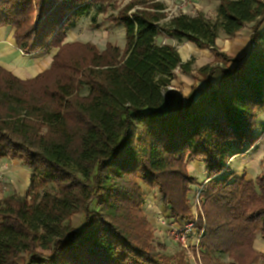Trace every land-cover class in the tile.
I'll return each instance as SVG.
<instances>
[{"label": "trees", "instance_id": "16d2710c", "mask_svg": "<svg viewBox=\"0 0 264 264\" xmlns=\"http://www.w3.org/2000/svg\"><path fill=\"white\" fill-rule=\"evenodd\" d=\"M106 1L0 0V28L14 29L22 55L57 50L32 79L0 65V158L22 160L33 172L25 196L0 200V264H190L162 253L167 247L155 239L144 206L145 187L156 189L171 223L193 220L201 186L188 168L194 160L208 175L195 257L202 264H264L254 248L264 239V173L247 181L228 165L259 140L264 0H219L215 19L168 18L154 0L121 8L114 2L119 12L108 20L124 25L123 50L66 42L94 6L97 15L107 13ZM247 25L245 56L218 49L219 32L232 38ZM161 33L213 51L217 60L198 71L204 89L184 95L173 87L177 69L190 75L193 62L159 44ZM51 75L52 91L36 97L33 84ZM80 213L83 229L70 222Z\"/></svg>", "mask_w": 264, "mask_h": 264}, {"label": "rangeland", "instance_id": "374dc122", "mask_svg": "<svg viewBox=\"0 0 264 264\" xmlns=\"http://www.w3.org/2000/svg\"><path fill=\"white\" fill-rule=\"evenodd\" d=\"M129 1L125 2L124 0H107L105 2V4L108 6L107 7L108 11H107V13H105L103 15H101V14L97 15L96 11H95L96 7L94 6L90 10L88 15L81 18L74 25V28L71 29L67 33L68 35L66 37V42L73 43L75 41H80L83 43H89V42L94 43V44L97 43L98 45H96V44L95 45L101 51L106 47V45L108 43H111L117 47L118 46L121 47L122 49L121 48L120 49L123 50V48L126 45L125 27L121 23L113 24L108 19L112 16H117V14L119 12L118 8L117 9L113 8L112 4L114 2L118 3L117 4L118 7L121 8L125 4H127ZM155 2H157V1H155ZM182 13L183 12H179L178 14H182ZM94 17L96 18L95 20H93ZM219 50H221V49L219 48ZM50 51L52 52V54L53 53L55 54L57 50L52 49ZM228 56L232 57V55H229V54H228ZM232 58H234V57H232ZM216 60L217 59H216L214 53H213L212 57L203 55L202 58H199L198 62H197V59L194 58L193 59L194 64H193L192 72L190 75H186V74L182 73L180 71V69H177V71L175 72V81L173 83V87L178 88V90H181V92L184 95H188V93L191 92L192 88H198L197 87L198 84L202 83V81H203V79H201V77L198 73L201 66L202 65L205 66L206 64H208V65L212 64ZM220 72L221 71L216 70L214 74L217 73L219 75ZM56 77H57V75H51V76H47V79H44L40 82L36 81L35 84H33L34 85L33 91H34V93L36 91V93H35L36 97L42 98L44 96L43 95L44 92L52 91V86H53L52 83L55 81ZM203 83H204V81H203ZM257 120H258V118H257ZM257 128H258V123H257ZM257 136H259V140L253 146H251L250 149L245 148V152L237 154V156H234L233 158H231L232 160L233 159L237 160L235 162V166L239 167L237 169V171H240L242 167H246L247 165H249V166L253 165L254 168H252L251 172L254 170H256V172H260L261 163L263 165V170H264V156H263L264 155V122L262 125V131ZM258 150H259V153H258L259 156H261V154H262V157L259 159V161H261V163L251 165V161L247 158L250 157V154H252V152H256ZM236 157H237V159H236ZM230 163H231V160L228 162V165L231 168V172L234 173V178L243 177L244 179H246V177H245L246 175L244 173L245 169L243 170V174H241L242 172H236L235 171L236 169H234L233 165L231 164L232 165L231 166ZM188 166H189L188 168L191 169V170H189L190 172L199 171L200 173H202L204 170V169H202V164L196 160L189 163ZM192 169H194V170H192ZM262 173H264V171L263 172L261 171L260 174L257 173V177L260 176ZM191 174L193 175V173H191ZM197 180L201 181V183H199V184H201V186L199 185L198 187H196L197 189L194 192L196 195V197H195L196 200L194 199V201H192V210H193L194 218H193V220L183 221L182 223L194 222L196 224V228L193 229V232H194L193 237L196 241L199 240L198 241L199 242L198 246H199L200 242H201V236L203 235V234L201 235V233H202V231H203V233L205 231L206 221H205L204 210L202 209V206H200L201 199H200V197H197V192H199L201 190V187H203V183H205L203 181L204 175L203 174L200 175L197 178ZM247 181H249V180H247ZM51 188H52V186H51ZM26 194H24L23 196H25ZM145 197H146V199H145L146 203L144 206V211H146V213L148 214V218L150 220V223L152 225V230L154 232V237L159 243H161L167 247V252H162V253L166 254V255H168V254L173 255L175 257H177V256L181 257V258L183 257L185 259V261H187V262H188V260H190V264H202V262L200 261V258H198V256L195 257V253H193L194 250L196 249L197 245L193 246V244H192V246H193V248H192V246H190L188 244V241L185 244L184 243L180 244V242L178 243L174 239L175 235L173 234V229H174V227L176 228L177 226H175L171 223L172 219H169L168 217L166 218L168 212H166L162 206V197L159 195L158 191L156 189L150 190V189L145 187ZM200 216L203 220L204 230L202 227H200L201 225L199 224L200 223V219H199ZM70 222H71L73 227H75L77 229H83L84 225H85L84 214L80 213L78 215H75L74 217L71 218ZM176 225L180 226L179 224H176ZM199 234H200V236H199ZM194 239H191L189 242L193 243ZM187 245H188V247H187ZM192 250H193V252H192ZM218 258H219V256H218ZM191 259L193 260V262ZM219 259L221 261H226L227 257L225 259V258H222V256H221V258H219Z\"/></svg>", "mask_w": 264, "mask_h": 264}, {"label": "crops", "instance_id": "0c3cea01", "mask_svg": "<svg viewBox=\"0 0 264 264\" xmlns=\"http://www.w3.org/2000/svg\"><path fill=\"white\" fill-rule=\"evenodd\" d=\"M124 1L127 2L129 0H124ZM154 1L164 3V5L167 6V7L165 6V8L167 9H171L173 6H175V4L180 5L186 2L185 6L183 7L184 12L182 14L188 16L190 15L193 17L202 14L210 19H215L217 17L220 8L219 0H154ZM251 27L252 25H247V27L243 28L232 38L224 35L222 31L219 32L218 35L219 37L216 41V45L218 49L220 48L222 51L226 52L227 54L232 55V57L241 58L245 56L250 50L249 48L251 46V39H250ZM13 35H14L13 28L11 27L0 28V65L3 68H6L7 70L11 71L17 78L19 77L20 79L23 80L32 79L38 74L45 72L52 63L54 53L52 54V52L49 51L42 54H32V56L22 55L20 49L16 46V42H14ZM157 38L159 44L161 43L170 44L173 47L177 48L178 51H180L183 62H189L192 60L194 64L193 61L194 58H196L198 62L199 58H202L203 55L209 57L213 56V51L207 47L198 48L196 45H194L191 42L189 43L185 40L173 38L165 33H161V35H159ZM95 44L98 45L97 43ZM219 77L220 74L219 75L217 73L214 74L213 77L214 83L218 82ZM205 86L206 84L203 83L202 81V83L198 84L197 87L199 89H204ZM263 120H264V112H261L258 115V120H257L258 128L256 129V135H259L262 131V125L264 122ZM258 153L259 150L256 152H252V154H250V157L247 158L251 161V165L261 163L259 159L262 157V154L261 156H259ZM230 160H231L230 165L231 164L233 165L234 169H236L235 170L236 172H242L241 174H243V170L245 169L244 170L245 171L244 173L246 175L245 177L249 181L254 180V178L257 177V173L260 174L261 171L262 172L264 171L262 163L260 166V172H256V170L251 172L252 168H254L253 165L252 166L247 165L246 167H242L240 171H237V169L239 168L235 166V162L237 160L235 159L233 160L230 159ZM4 166L7 167L6 172H7V179L9 181V188L7 189L6 192L0 191V200L14 194L22 197L30 189V183L33 177V172L28 168V166L24 164L22 160L20 161L19 159H15L11 157L0 158V168ZM202 169H204L202 173H200L199 171L197 172L194 171L191 173H193V176H195L196 178H198L200 175L203 174L204 175L203 181L207 182L208 176L205 172V166L202 165ZM199 183H201V181H199ZM254 248L257 251L264 253V239L258 237L254 242Z\"/></svg>", "mask_w": 264, "mask_h": 264}, {"label": "built area", "instance_id": "2783aa9c", "mask_svg": "<svg viewBox=\"0 0 264 264\" xmlns=\"http://www.w3.org/2000/svg\"><path fill=\"white\" fill-rule=\"evenodd\" d=\"M185 4H186V2L183 4H180V5L175 4V6H173L171 9H166L164 11L168 13V18H173L176 15H178L179 12H184L183 7L185 6ZM170 89H172V87H170ZM6 171H7L6 166L0 168V191H2V192H6L7 189L9 188V181L7 179V172ZM199 193H200V191L197 192V197L200 196ZM173 225L177 226L176 228L174 227V229H173V234L175 235L174 239L176 240V242H178V243L180 242V244L181 243L185 244L188 241V244L190 246H192V244H193V246H196V245L198 246L199 240L196 241L193 237V234H194L193 229L196 228V224L194 222L181 223V224H179L180 226H178L174 223H173ZM202 234H203V231H202L201 235ZM199 236H200V234H199ZM191 239H194L193 243L189 242ZM187 247H188V245H187Z\"/></svg>", "mask_w": 264, "mask_h": 264}]
</instances>
